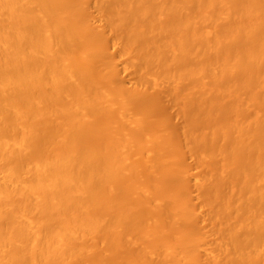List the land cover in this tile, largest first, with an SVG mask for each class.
I'll return each instance as SVG.
<instances>
[{
    "label": "bare ground",
    "instance_id": "obj_1",
    "mask_svg": "<svg viewBox=\"0 0 264 264\" xmlns=\"http://www.w3.org/2000/svg\"><path fill=\"white\" fill-rule=\"evenodd\" d=\"M87 1L0 0V264H264V0Z\"/></svg>",
    "mask_w": 264,
    "mask_h": 264
},
{
    "label": "rangeland",
    "instance_id": "obj_2",
    "mask_svg": "<svg viewBox=\"0 0 264 264\" xmlns=\"http://www.w3.org/2000/svg\"><path fill=\"white\" fill-rule=\"evenodd\" d=\"M87 1V0H86ZM88 1H90V0H88ZM87 1V2H88ZM94 0H91V2L92 3H94L93 2ZM89 3L88 2V5H90L89 7V9H86V11L85 10H83L81 13H80V16H79V13H78V16L79 17H81V18H85L86 17V19L85 20H87L88 18L87 17H93V18H95L96 19V17L98 16V15H96V13H97V6H96V4L94 3V4H92V3ZM91 6H92V8H91ZM94 6H95V8H94ZM95 9V10H94ZM91 10V11H90ZM95 11V12H94ZM85 12H88V13H85ZM83 13V14H82ZM90 13V14H89ZM83 15V16H82ZM87 15V16H86ZM89 15V16H88ZM85 16V17H84ZM97 19H98V17H97ZM97 22H99L98 24H100L101 25V22L99 21V19L97 20ZM102 25H103V23H102ZM105 32H106V36L104 37V39L102 38V42L104 43H106V41H107V43H106V47H107V51H109L110 53L109 54H111L114 58H115V60L118 62L117 64L119 65L118 66V77L120 78V80L122 81V83L124 84V86H126L125 88H128V89H131V88H133V87H135V86H137V85H139L140 84V82H136V79H138L140 76L138 75V73L135 71V70H137V69H135L134 67L132 68V67H125L124 65L127 63V62H130V58H129V56L127 55L126 57H125V55L122 53L123 52V50H122V52H121V50H120V46H119V44L117 45V44H113V42H114V38H115V35L113 34V33H111V34H113V35H110L109 33H107L108 31H106V28H105ZM110 36V37H109ZM113 37V38H112ZM112 39V40H111ZM103 40H106V41H103ZM100 41V42H101ZM110 41H111V44H110ZM102 43V44H103ZM113 44V45H112ZM104 46V45H103ZM106 47L104 46V48L106 49ZM101 50H103V47H102V45H101V48H100ZM121 54H123V57H122V55ZM119 60V61H118ZM127 60H129V61H127ZM120 62V63H119ZM127 65V64H126ZM131 68V69H130ZM120 69V70H119ZM133 69V70H132ZM135 69V70H134ZM121 71V72H120ZM140 74V73H139ZM139 80H141L140 78H139ZM147 80H149V79H147ZM144 81V80H143ZM132 82H134V83H132ZM144 82H146L147 83V81L145 80ZM141 83H143V82H141ZM145 83V85H146V89L147 88H149L148 87V85ZM158 83H160V82H158ZM135 84V86H133ZM151 86H153L152 84H150ZM149 85V86H150ZM160 85H161V83H160ZM142 85L140 84V87L139 88H142L141 87ZM144 86V85H143ZM150 86V88L149 89H147V91H146V89H144V88H142V90H144V95H147V99H150L151 101H150V103L151 104H149V105H151V106H149L151 109V116L152 117H154L153 119L155 120V121H153V120H151L150 119V121H152V123L150 122L149 123V125H153V124H156V122H158L157 124H160L158 127H162V129L165 131V133H164V131L161 129H159V128H155V129H158L157 131H156V133H157V135H158V133L159 132H161V131H163V133L161 132V133H159V135H169V134H171V139H173V142L171 143L172 145H174V143H177V144H175V146H176V148L178 147V145H179V147H180V141H179V137L181 136V135H179V134H181L180 133V131L179 130H181L180 128L181 127H183V121H184V119H182V115L180 116V114L178 115V113H180L179 111H178V106L177 107H175V104L172 102V99H170V95H168L167 94V92L165 93L164 91H166V90H164L163 88V85H161L162 86V89H163V93H162V90L160 91L156 86V88L154 87H151ZM161 86H159L158 85V87H161ZM138 87V86H137ZM161 89V88H160ZM148 94H147V93ZM159 93V94H158ZM149 96L151 97V98H149ZM169 96V97H168ZM160 98V99H159ZM170 100H171V102H170ZM176 108V109H175ZM133 111V110H132ZM174 115V116H173ZM168 117H169V119H171V121L168 119ZM169 121L173 124L172 126H171V124L169 123ZM125 124H127V125H125V127H123V130L124 131H128V130H126L127 128L128 129H130L131 127L134 129V132L137 130V128L135 129V127H133L132 125L130 126L128 123H125ZM147 124V123H146ZM157 124H156V126H157ZM148 125V124H147ZM176 125V126H175ZM177 125H178V127H177ZM124 126V125H123ZM155 126V125H154ZM155 126V127H156ZM151 127H153V126H151ZM180 127V128H179ZM125 128V129H124ZM174 128L176 129H179V130H174ZM140 130V129H139ZM172 130H174V131H172ZM133 131V130H132ZM175 131H177V133L175 132ZM179 131V132H178ZM128 132H130V131H128ZM137 133H138V131H136ZM135 132V133H136ZM140 133V132H139ZM175 133H176V135H175ZM158 135V136H159ZM160 136V137H161ZM163 137V136H162ZM174 138H176L175 140H174ZM177 138H178V140H177ZM177 140V141H176ZM170 144V145H171ZM174 146V147H175ZM175 148V149H176ZM174 149V150H175ZM178 149V148H177ZM171 150H173L172 148H171ZM174 150L172 151V152H174ZM185 152V151H184ZM186 153V154H185ZM184 153V155H183V157H184V159H183V161L185 162V164H188L189 163V165L188 166H190V170L189 171H191V173H190V176L187 178L188 179V181L187 180H185L186 182H183L184 181V179H183V183H186V184H184L185 185V191H190V193H191V195L193 196V198L195 199V201H194V199L192 198V200L194 201V202H192L193 204H195L196 206H202V205H197L199 202H201L199 199H196V196L197 195H199V193L197 192L198 190L196 189V185H192V184H194L193 182H195V181H193V180H195V178L197 177V173H202V171H200V169L201 170H203V171H205V168L204 167H202V166H200L201 168H199V166H198V164L196 163V160H195V158L193 159V157H192V159H191V157L189 158V155L187 154L188 152L186 151ZM186 158V159H185ZM197 164V165H196ZM192 165V166H191ZM195 169V170H194ZM199 171V172H198ZM193 173H195V174H193ZM200 173V174H201ZM194 175V176H193ZM196 175V176H195ZM195 177V178H194ZM144 180H146L145 178H144ZM148 180V179H147ZM182 180V179H181ZM148 182V181H147ZM180 185H182L183 183H181V182H178ZM179 184H176L177 185V187L179 186ZM193 186V187H192ZM182 187H184V186H182ZM181 187V190H183L184 191V189ZM191 187H192V189H191ZM179 188V187H178ZM166 189V188H165ZM163 190V189H162ZM192 190V191H191ZM195 190H197L196 191V195H194L195 193L193 192V191H195ZM164 191V190H163ZM166 191H167V189H166ZM176 191H178V189L176 188ZM183 191H181V192H183ZM165 192V191H164ZM192 192H193V194H192ZM177 193H180V189H179V192H177ZM191 196V197H192ZM195 202H198V203H195ZM199 204H202V202L201 203H199ZM194 205V206H195ZM195 206V207H196ZM203 207V206H202ZM196 209H197V207H196ZM198 209H200V208H198ZM198 209H197V211H198ZM203 209H205V208H203ZM203 211H205V214H206V210H203ZM200 212V210L198 211L199 213H201L200 215H199V218H202V219H205V218H203V216H206V215H202V213H204V212ZM200 216H202V217H200ZM200 220V219H198L199 220V222H198V224H200V226L199 227H202V228H205V226H206V228H205V230L207 229V227H208V225L209 224H207L208 222H207V220L206 219H208V218H206L205 220ZM203 221V222H202ZM205 221V222H204ZM202 224V225H201ZM204 224H205V226H204ZM126 248V247H125ZM128 249V250H127ZM127 249H125V250H127L128 252H129V255H127V256H132V255H135V253L132 251L131 253H130V251L129 250H131V249H129V247L127 248ZM124 251V250H123ZM121 253L119 254V255H121L122 254V251H120ZM126 252V251H125ZM128 254V253H127ZM124 255V254H123ZM122 257V256H121Z\"/></svg>",
    "mask_w": 264,
    "mask_h": 264
}]
</instances>
